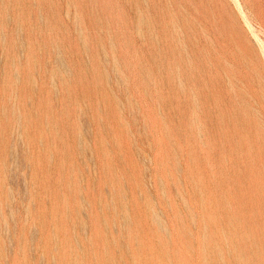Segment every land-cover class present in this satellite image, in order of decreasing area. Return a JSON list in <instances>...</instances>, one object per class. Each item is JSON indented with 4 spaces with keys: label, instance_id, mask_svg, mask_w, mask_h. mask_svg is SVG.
<instances>
[{
    "label": "rangeland",
    "instance_id": "1",
    "mask_svg": "<svg viewBox=\"0 0 264 264\" xmlns=\"http://www.w3.org/2000/svg\"><path fill=\"white\" fill-rule=\"evenodd\" d=\"M0 264H264V0H0Z\"/></svg>",
    "mask_w": 264,
    "mask_h": 264
}]
</instances>
